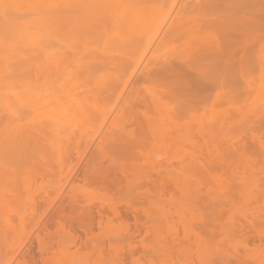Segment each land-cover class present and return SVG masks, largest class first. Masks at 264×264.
<instances>
[{
  "label": "rangeland",
  "instance_id": "obj_1",
  "mask_svg": "<svg viewBox=\"0 0 264 264\" xmlns=\"http://www.w3.org/2000/svg\"><path fill=\"white\" fill-rule=\"evenodd\" d=\"M33 1L0 33V264H264V0H153L171 20L132 52L108 48L121 22L93 41L26 18ZM173 21L193 31L157 51ZM60 206L75 232L46 235Z\"/></svg>",
  "mask_w": 264,
  "mask_h": 264
},
{
  "label": "bare ground",
  "instance_id": "obj_2",
  "mask_svg": "<svg viewBox=\"0 0 264 264\" xmlns=\"http://www.w3.org/2000/svg\"><path fill=\"white\" fill-rule=\"evenodd\" d=\"M22 1V3H23V1H24V4L26 3V0H21ZM31 1V0H30ZM153 0H51V1H43V0H34L33 2H30V3H28L27 5H26V8H25V10H29V11H27L28 13H24L25 15H26V18L29 16V17H32L31 18V21H35L36 23H38L39 25H41V26H48V27H50V28H54V27H56V26H58V25H61V24H63V23H68L69 25H70V23H71V26H70V29H69V27H68V29L69 30H71L70 32H73V36H75L74 34H76V35H79V37H80V34L81 35H87L89 38H90V40H93L94 41V38H98V37H100V35L98 34L99 32H100V30H101V28H103L102 27V25L100 24V23H103L102 21H104L105 19H107V20H109V21H107L106 22V26L107 25H109V22L110 23H112V26H113V24H114V26H118V24H120V22L122 23V24H124L125 25V27H129L127 30H129V32H127V35L126 34H123V36H126V37H120V39L119 40H117L116 39V37H114L113 39H116V40H114L115 42H113L112 43V40L113 39H111V40H109V42H111V46L110 47H108V48H111L112 46H114V48L115 49H119V50H122V49H120V48H131V47H133V48H131V52H132V49H135L134 48V46L135 47H139L138 49H141L142 47H140V46H137V44L135 45V43L137 42H139V40H140V37L142 36H145V37H143L144 39L145 38H147V40H146V42L147 41H149L148 40V37H149V35H147L148 37H146V35H144L143 33H145V34H148V32H149V34L151 33L150 31H148L149 29V25L151 24V25H153V23H156V21H155V19H157L158 18V16H159V19H160V21L162 20H164L165 19V17L163 18V17H160V16H162L161 14H160V12L162 11L163 13H165V10H163L165 7V5H166V3H165V5L163 6V5H161V4H163L162 3V0H159V1H161L160 3H159V1L157 2V1H153L154 2V4L157 2V4H160L162 7H164L162 10L160 9V5H158L157 6V4H156V8L159 10H156V11H158L159 13L158 14H155V12L153 13V12H151V9H152V5H150L149 3H151ZM170 1V0H169ZM168 0H164L163 2H168V4L170 3V5L171 6H169V9H170V11H171V9L172 8H170V7H175V3L176 2H174L173 0V2L172 1H170L169 2ZM177 1V0H176ZM180 1V5H179V7H178V11H174L173 9V11H168L167 9V11H166V14L167 13H169L170 12V15L169 16H171V14H172V16H173V14H174V12H175V14H177L178 12H179V10L181 9V7L183 6V0L181 1V0H179ZM20 2V0H0V30L1 31H3V32H0V33H3V34H6V32L4 33V31L5 30H7V29H10L11 27L13 28V29H15V26L16 25H19L20 23L19 22H21L20 21V19L22 18V17H24V15L21 13V4L19 3ZM27 2H28V0H27ZM152 2V3H153ZM172 3H173V5H172ZM179 3V2H178ZM168 4H167V6H168ZM150 5V6H149ZM23 7V9H24V7H25V5H22ZM148 7H149V9H148ZM150 7H151V9H150ZM177 7V6H176ZM175 7V8H176ZM174 8V9H175ZM148 9V10H147ZM177 9V8H176ZM161 10V11H160ZM23 11V10H22ZM139 11L141 12L140 14H139ZM147 11L150 13H148L150 16H148V14H147ZM28 14V15H27ZM107 16H106V15ZM142 14V15H141ZM144 14V15H143ZM21 15H23V16H21ZM141 16L140 18L138 17V16ZM153 15V16H152ZM156 15V16H155ZM144 16V17H143ZM156 18H155V17ZM179 16H180V14H179ZM137 17V18H136ZM147 17V18H146ZM149 17H154V18H149ZM25 18V17H24ZM105 18V19H104ZM146 18V19H145ZM161 18H163V19H161ZM169 18V17H168ZM167 17H166V20L168 19ZM149 19H151L152 21H153V19H154V22H152V21H150ZM170 19V18H169ZM172 19H173V17H172ZM174 19H176V18H174ZM257 19L258 18H250V21H251V23H249V25H247L246 27H247V29L246 30H244L245 31V34H248L249 33V31H251V33H250V35L251 36H256V32H253L255 29H256V26H255V24H254V21L253 20H255L256 22H257ZM171 20V19H170ZM159 20L157 19V23H158V25L160 26V22H158ZM253 21V22H252ZM105 22V21H104ZM166 22V21H165ZM165 22H164V24H165ZM176 22H178L177 20H176ZM19 23V24H18ZM157 23H156V27H157ZM178 23H180V20H179V22ZM178 23H176L177 24V26H176V24H174V21L172 22V25H170L167 29H165V32H164V35H163V38H162V40L157 44V47H156V44H155V46H154V48L156 47L157 49V51L159 50V45H161V44H163V43H167V40H165V38L166 39H168L169 41L171 40V38H175V36L176 37H178L177 35L178 34H181L180 32H182V31H185L184 29H182L183 27H186L185 25H187V23H183V25H182V27H180L179 25H178ZM167 24V23H166ZM68 25V26H69ZM163 25V24H162ZM181 25V24H180ZM105 26V27H106ZM111 26V25H110ZM113 26V27H114ZM190 26V25H189ZM18 27V26H17ZM33 27V26H32ZM153 27H154V25H153ZM153 27H151L150 26V28H152L153 29ZM191 27V26H190ZM196 27V26H195ZM109 28V27H108ZM107 28V29H108ZM123 28H124V26H123ZM189 28V27H188ZM192 28V27H191ZM199 28H201V26H197L196 27V33L197 32H200V30H202V29H199ZM12 29V30H13ZM61 29H62V31L61 32H65V31H67V30H65L64 29V27L63 26H61ZM104 29V28H103ZM122 29V28H121ZM152 29H150L151 31H152ZM155 29V28H154ZM153 29V30H154ZM180 29H182V31H180ZM64 30V31H63ZM111 30V29H110ZM146 30H147V32H146ZM11 31V30H10ZM104 31V30H103ZM117 31V30H116ZM187 31L188 32H190V31H193V29L192 30H189V29H187ZM187 31H185V32H182L183 34H185ZM223 31V30H222ZM221 31V33H223L222 34V37H223V41L224 42H226V43H231V44H238V38H240L241 37V35H245V34H242V33H240V32H236L235 30H231V29H228V30H226V31H223L222 32ZM68 32V31H67ZM110 32V31H109ZM125 32V31H124ZM123 32V33H124ZM153 32V31H152ZM187 32V33H188ZM7 33H11V32H7ZM117 33V32H116ZM211 33V32H210ZM209 33V34H210ZM23 34V33H22ZM59 34H60V31H59ZM89 34V35H88ZM97 34L99 35L98 37H97ZM103 34V33H102ZM114 34H115V32H114ZM182 34V35H183ZM189 34V33H188ZM7 35V34H6ZM92 35H94V36H92ZM194 35V34H193ZM202 35H204V34H202ZM207 35H208V33H207ZM1 36H5V35H2L1 34ZM101 36H103V35H101ZM109 36V35H108ZM111 36H112V34H111ZM121 36H122V33H121ZM212 36V35H211ZM179 37H181V36H179ZM214 38L216 37V35H214L213 36ZM23 38L24 39H26L25 38V36L24 37H20V39H22L23 40ZM105 37H103V39H104ZM111 38V37H110ZM152 38H154V36L152 37ZM151 38V39H152ZM213 38V39H214ZM81 39V38H80ZM99 39V38H98ZM97 39V40H98ZM150 39V38H149ZM176 39V38H175ZM82 40V39H81ZM81 40H80V44H81ZM83 40H86V39H84L83 38ZM96 40V42H98L99 43V41H97ZM100 40V39H99ZM71 41V40H70ZM100 41H102V40H100ZM105 41V40H104ZM118 41V42H117ZM141 41L143 42V40L141 39ZM162 41H163V43H162ZM217 42L218 40H214V42ZM82 42H84V41H82ZM103 42V41H102ZM101 42V43H102ZM141 42V43H142ZM154 42V41H153ZM152 42V43H153ZM93 44H92V46L93 45H95L94 44V42H92ZM97 43V44H98ZM104 43H106V42H104ZM140 43V42H139ZM148 43V42H147ZM155 43V42H154ZM143 44V43H142ZM146 44V43H145ZM150 44H151V40H150ZM102 46L101 47H104V45L103 44H101ZM141 45V44H140ZM152 45V44H151ZM150 45V46H151ZM222 44L219 42V43H216V44H214L213 45V47H214V49L216 50V51H218V52H220L221 51V48H220V46H221ZM109 46V45H108ZM145 46V45H144ZM146 48L147 47H149V45L148 46H145ZM2 48H3V46H2ZM92 48V47H91ZM90 48V50L92 51V49ZM125 48V49H126ZM129 48V49H130ZM212 48V47H211ZM86 49V48H85ZM114 49V50H115ZM148 49V48H147ZM152 49V48H151ZM194 49H195V47H194ZM199 49H201V48H199ZM113 50V49H112ZM119 50L117 51V52H119ZM149 50V49H148ZM155 50V51H156ZM0 51H1V46H0ZM93 51L95 52V50L93 49ZM134 51H136V50H134ZM137 51H140V50H137ZM151 51H153V50H151ZM154 51V52H155ZM83 52V51H82ZM86 52V51H85ZM129 52V51H128ZM1 53H3V54H5L4 53V50L3 51H1ZM100 53V52H99ZM138 53H140V52H138ZM86 54H87V52H86ZM90 54H91V52H90ZM96 54H98V53H96ZM104 54V53H103ZM102 53H101V55L100 54H98L97 56H101V57H103L104 55H103ZM120 54V53H119ZM130 54V58L131 57H133L134 56V54H131V53H129ZM150 54H153V53H150ZM122 55H123V53H122ZM125 55V54H124ZM132 55V56H131ZM89 56H91V55H89ZM106 56V55H105ZM104 56V57H105ZM138 56V55H137ZM92 57V56H91ZM91 57H89V58H91ZM93 57H95V56H93ZM103 57V59H106V58H104ZM109 56H107V58H108ZM116 57H118L117 56V54H116ZM116 57H114V58H116ZM126 57H128V56H126ZM95 58H98V57H95ZM111 58V57H110ZM1 59L3 60V57H0V61H1ZM93 59V58H92ZM119 59L120 60H122V59H124V61L122 60V67H127V65H126V63L124 64L123 62H125V61H127L128 59H129V57H128V59H126L125 60V58L123 57L122 59H121V57H119ZM132 59H134V58H132ZM136 59V58H135ZM106 61V60H105ZM132 61V60H131ZM130 61V62H131ZM97 62H98V60H97ZM100 62V61H99ZM130 62L129 61H127V63H129L130 64ZM133 62H134V60H133ZM101 64H103V63H101ZM100 64V65H101ZM106 64H108V63H106ZM105 64V65H106ZM131 64H132V62H131ZM1 66V65H0ZM91 66H93V61H92V65ZM105 67H108V66H105ZM131 67V66H130ZM95 68V67H94ZM109 68V67H108ZM119 68H121L120 66H119ZM138 68V67H137ZM136 68V69H137ZM112 69V68H111ZM125 70V69H124ZM127 71H129V68L127 67ZM127 73V72H126ZM128 74V73H127ZM1 96H2V99H1ZM20 99V98H19ZM0 100H2V101H0L1 103V106L3 105V104H5V103H3V100H5V98H3V94H1L0 95ZM14 101L17 103L18 102V100H16L15 98H14ZM20 101H22L21 99H20ZM28 101V103H29V100H27ZM31 103H32V101H30ZM22 103V102H21ZM49 124V126L51 125V123H48ZM48 124L47 123H45V126L46 127H48ZM52 126H53V124L51 125V127L50 128H52ZM40 127V126H39ZM37 128L36 130H35V132L38 130H40L41 132H44V134L45 133H47V131L48 130H46V127L44 128L43 127V125H42V127H41V129L40 128ZM49 128V127H48ZM47 128V129H48ZM49 128V129H50ZM39 131V133H40V135H41V132ZM33 133L32 132V137H33V135L35 136V135H38V133L36 134V133ZM43 134V133H42ZM29 137H31V135H29ZM35 137H38V136H35ZM34 138V137H33ZM29 139H31V138H29ZM63 204V203H62ZM60 205V204H59ZM64 205V204H63ZM66 207V206H65ZM57 208V207H56ZM55 208V209H56ZM60 208H61V206H60ZM70 209H71V206L69 207ZM68 208V209H69ZM59 209V208H58ZM73 209V208H72ZM48 210V209H47ZM64 211V209H63V207L59 210V211H57V212H55V211H51L53 214H51V213H49V214H40V216H39V218H37V224H38V227L41 225L42 226V229H41V231L43 232V233H46V235H48L47 233L49 232V227H47L48 225H54L55 226V228L56 229H60V230H64L65 228H67L68 230H67V232H69L70 233V231L72 230V231H74V228H73V225H72V223L70 222V220L69 221H67V222H65V221H61V218L63 217V212ZM73 211V210H72ZM39 212V211H38ZM38 212H37V214H38ZM55 212V213H54ZM43 213V212H42ZM47 213V212H46ZM42 215V216H41ZM35 218V217H34ZM43 219H46V221L44 222V223H42V221H43ZM48 219V220H47ZM92 219V218H91ZM34 222V221H33ZM89 223H88V227L90 226H92V224L90 225V223H91V221L89 220L88 221ZM80 223V222H79ZM36 223H35V225H37ZM45 224H47V225H45ZM81 224V223H80ZM80 224L79 225H77L78 227V229L79 230H81V232H83L84 231V229H85V225L83 226V225H81L80 226ZM83 224V223H82ZM85 224H87V223H85ZM137 224V223H136ZM137 226V225H136ZM35 227H37V226H35ZM88 227H86V229L88 228ZM89 227V228H90ZM135 228H137V230H139L138 229V227H135ZM36 229V228H35ZM85 229V230H86ZM59 230V231H60ZM135 230V229H134ZM71 231V232H72ZM87 231L89 232V230L87 229ZM91 231V230H90ZM35 232V231H34ZM57 232V231H56ZM75 232V231H74ZM134 232V231H133ZM138 232V231H137ZM84 233V232H83ZM32 234H33V231H32ZM67 234V233H66ZM86 234V233H85ZM134 234V233H133ZM49 235H52V234H49ZM88 235H89V233H88ZM135 235V234H134ZM71 236H72V233H71ZM71 236L69 237V240H71V241H69V243H71V242H73V243H75V241L77 240V237H76V240L72 237V239H74V240H72L71 239ZM87 236V235H86ZM80 236L78 235V238H79ZM84 237H85V235H84ZM87 238V237H86ZM80 239V238H79ZM84 239V238H83ZM89 239V238H88ZM88 239H85V240H88ZM84 240V242H87L88 243V241H85ZM81 242H83V240L81 239ZM80 242V243H81ZM81 243V246L83 245V244H85V243ZM73 243L72 244H69V246H73ZM45 244H47V243H45ZM67 244H68V242H67ZM65 245V246H67L68 248H69V246L68 245ZM76 244V243H75ZM74 244V245H75ZM48 248L50 247V246H47ZM63 247V246H62ZM84 247H86L85 245H83V248ZM46 248V247H45ZM44 248V249H45ZM48 248H47V250H45V251H48ZM67 248V249H68ZM54 249V248H53ZM66 249V248H65ZM64 249V250H65ZM67 249H66V251H67ZM130 249L131 248H129V254H130ZM56 250V249H55ZM133 250V249H132ZM131 250V251H132ZM38 251L39 252H42L43 251V248H41V246H40V248L38 249ZM50 251H51V247H50ZM102 251H103V249H102ZM53 254H55V253H53V252H51V255L50 256H53ZM20 255V254H19ZM131 255V254H130ZM13 256V255H12ZM14 257H15V255H14ZM122 257H120V259H121ZM119 259V258H118ZM119 259V260H120ZM123 259V258H122ZM20 264H27L26 263V261L25 260H23L22 259V261H21V263ZM120 264V263H119Z\"/></svg>",
  "mask_w": 264,
  "mask_h": 264
}]
</instances>
